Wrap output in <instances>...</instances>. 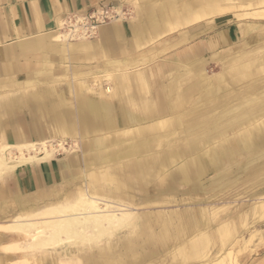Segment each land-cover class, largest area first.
I'll return each instance as SVG.
<instances>
[{
    "label": "crops",
    "instance_id": "obj_1",
    "mask_svg": "<svg viewBox=\"0 0 264 264\" xmlns=\"http://www.w3.org/2000/svg\"><path fill=\"white\" fill-rule=\"evenodd\" d=\"M124 2L132 5L130 16L123 12L120 21L102 24L90 39L54 38L66 19L78 14L88 16L111 5L125 10ZM262 3L264 0H0V142H40L50 135L51 125L64 136L49 140L65 143L66 136L78 135L82 141L85 177L95 161L106 170L104 175L110 184L123 188L130 185L133 175L144 177L150 171H163V191L173 192L177 185L186 184L185 192L197 199L205 190L202 177L211 169L216 172L211 180L212 191L217 186L221 189L218 191L229 189L243 177L241 182L252 181L245 195L259 199L252 208L264 209V189H256L264 184V177L257 176L264 173V39H259L263 38L259 32L263 34L264 26L256 34L262 43L240 50L236 43L239 25L225 23L229 18L219 20L228 14L236 20L246 15L260 16ZM242 28L243 33L249 30L248 26ZM177 29V35H168ZM251 38L243 40L245 45ZM154 39L155 49L142 48ZM220 47L225 48L221 51ZM167 50L177 55L170 59V65L147 69L146 64L155 55ZM206 50H211V55L205 56ZM211 60L221 64V70L213 75L207 68ZM91 63L99 66H87ZM60 74L74 80L67 82V89L56 86ZM93 76H101L102 84L92 85ZM108 76L116 80V92L112 94L107 92ZM81 101L89 109L81 107ZM93 111L99 119L94 129ZM248 139L255 142L251 144ZM74 147L72 144L70 149ZM70 149L66 146L63 150ZM40 162L34 169L37 185L48 182L47 171L55 178L52 163ZM71 165L74 170L79 167L77 162ZM232 166L240 168L242 176L227 179L232 175ZM65 182L70 180L66 178ZM82 190L92 192L90 188ZM42 191L38 189L34 194ZM6 192L8 189L0 185V204L6 200ZM101 196L125 204L122 212L131 218L129 225L113 236L117 253L126 252L133 258L149 252L144 259L130 264H150L162 248L170 253L172 242L190 229L181 222L183 217L194 219L201 229L212 222L204 209H199L200 216L153 214L151 235L143 238L135 233L141 224L133 205L114 200V196ZM0 214L5 215V209H0ZM215 222L213 226L223 236L222 227ZM223 225L227 239L215 252L206 236L199 251L189 242L181 259L173 263L192 264L213 252L206 258L209 264H236L239 258L232 250H220L246 227L247 220ZM124 231L128 233L121 234ZM154 235H158L159 242H152ZM261 236L257 262L264 264V225ZM245 244L240 245L242 250L247 248ZM176 247L182 251V243ZM213 259L218 261L212 263Z\"/></svg>",
    "mask_w": 264,
    "mask_h": 264
},
{
    "label": "rangeland",
    "instance_id": "obj_2",
    "mask_svg": "<svg viewBox=\"0 0 264 264\" xmlns=\"http://www.w3.org/2000/svg\"><path fill=\"white\" fill-rule=\"evenodd\" d=\"M122 6L123 8H125V10L132 9V5L127 2H124ZM261 6L264 9V3H262ZM230 17L232 18V14L223 16V18H220L219 20L223 21L225 18H229V20L227 19L225 23L229 21L235 22L239 25L240 30L239 35L236 39V43L239 44L240 50H250L251 48L253 49L258 43L263 42L264 32L263 34L259 32L260 36L263 37L259 38L260 40H262V42L257 40L256 34L258 33V29L264 26V10L261 15L257 17H251L246 15L239 18L238 20L234 18L230 19ZM206 25L208 24H201V26ZM243 25L245 27L248 26L249 29L246 30L245 33H243ZM178 29L168 35H177L179 31ZM211 29L212 28H210L208 31H210ZM207 33H204V36H207ZM250 36L252 37L251 42H249L248 45H245L243 40L247 39V37ZM156 43L157 39H154L148 42L146 45H143L142 48L147 47V49H155ZM224 48L225 47H220L219 50L223 51ZM154 49L153 52H155ZM159 52L160 51H158L157 53ZM173 53L174 51H172V53H169V51L167 50L165 52H160L159 55H155V57L152 58L153 60H151L150 63L146 64L149 66L147 69H150L152 67L154 69L160 68L161 66H166V64L170 65V59L177 58V55ZM209 55H211V50H206L205 56ZM95 64L99 66V63H91L87 64V66H93ZM73 65L75 67L80 66L76 64ZM207 68L209 75H213L214 73L219 72L221 70V64L217 60H211ZM61 73L64 72L62 71ZM59 76L61 77L56 79L55 81L56 86L61 87L63 89H67V82L71 79L70 75L60 74ZM71 81L74 82V80L72 79ZM102 82V78L101 81H96V79H93L92 85L102 84ZM107 82V92L109 94H112L114 92V89L112 88L108 78ZM88 88L91 91L93 90L90 84H88ZM104 88L105 87L102 88V91ZM49 134L50 135L47 137V139L54 138L56 140H61L64 136L63 134L61 135L55 132L51 125L49 127ZM77 137L78 135H69L68 137L66 136L64 140L66 146L69 149L72 144L75 146L72 150L60 149L52 159L40 162L42 164H47V162L52 163V168L54 169L52 173H55V178H53L51 171H47L49 172V175L47 177L48 182H46V184L44 183L41 185H37V181L35 180L36 171H34V169L36 165H39L38 162H33L20 166L16 170L4 176V180L0 181V185L2 186V188L8 189L9 193L6 192V200L0 204V209H5L6 211L5 215L0 214V223L12 222L13 219H15V217H17V215L19 214H31L35 213L36 211L39 212V210L41 211L42 208L44 209L45 207L53 203H64L67 200L76 197L81 189L90 188L92 192H97L110 198L114 196L112 197L114 198V200H125L127 202H130L133 205L134 211L138 213V219L141 224V228L135 233L137 236H141L143 238L151 235L149 226H151V217H155V215L153 214L178 213L183 217V215L185 214L195 215L198 213V215L200 216L201 213L199 209H204L207 210V213H209V215H211L210 219L212 220V222L204 229L195 226L194 219H186L185 217H183V219H181V222L185 223V225H189L190 229L188 231L185 230L186 232L184 231L183 235L179 236L176 239L178 240V242H176V240L172 242L173 244L170 247V253H166L165 251H163V248L159 249L160 251L156 253V257L150 259V264H176L173 262L177 261L178 259H181L182 254L186 252L185 246L189 242H192V245L199 251V248H202L204 246L203 239L206 236L210 238V245L214 247L212 251L215 252L218 247L222 246L223 240L227 239V237L225 236L226 233L223 224H231V222L235 224L237 221H239V219L241 220L242 218L247 220L246 227L240 229L238 231L239 233H237L235 237H233L230 244L223 248V250L221 249L220 251L224 252L225 249L232 250V252H234L235 255L239 258V261H237L236 264H259L257 262V258L259 257L258 254L261 248L262 227L264 225V209L258 210V208H252L259 199H250V195H245L244 193V190H246L247 188L246 186L249 185V183L252 181L241 182V178L243 177H240V179H238L237 182H234V184L230 186L229 189L218 191L221 189H219V186H217L215 191H212L211 180L213 178V175L216 174V172L210 169L208 170L207 174L202 177L205 190L200 191V194L198 195L197 199H192V193L185 192V190L188 189V186L186 184H180L179 186L177 185L176 191L173 192L163 191L162 188L164 187V179L166 176L165 174H163V171H150V174L144 175V177L133 175V178H130L131 180H129L130 185H128L127 187L123 188L119 187L118 185L115 186L112 185V183L110 184L109 181L106 180L107 178L104 175L103 168L101 166L95 165L97 161H95V164H93V166L87 170L89 171L87 172L88 177H85L83 160L84 149L82 146V141L80 140V138ZM76 140L79 141V144ZM75 142H77L78 145L75 144ZM29 153L34 154V152L31 150L29 151ZM240 159L241 157H238L237 162H239ZM72 162H77V165L79 167L76 170L72 168ZM175 168L176 167H174L173 169ZM230 170L232 171V175L230 177H227V179L232 178L234 180L238 176H242V170L240 168L232 166ZM257 176L264 177V173H261ZM66 178L70 180V182L67 184H65ZM38 189H42L43 191L40 192V194H34V191ZM256 189H264V184L262 186L257 187ZM251 204L252 206H250ZM215 220H217L219 226H223L222 229L224 231V237L221 234L222 232H219V230L213 226L212 223H214ZM0 232V256L2 255V257L5 258L4 264H11L8 261V257H10L8 255H13V253L3 250L2 244H5L12 240V237L6 234L4 231V234H2L1 230ZM127 233L128 232L126 231L121 232V234L124 235ZM158 239V235H154L152 242H159ZM244 242H246L245 245H247V248L245 250H242L240 248V245L244 244ZM179 243H182L181 252H179L178 248L176 247ZM102 245H104V243ZM47 249H50V252L53 251L51 248ZM57 249V252H55L53 256H48L42 264H54V259H58V252L62 251V249H60L59 247ZM69 252L70 254H67L68 256L74 255L75 258L81 259L77 264H85L87 262L86 258L91 259L92 257H97V253L93 249H86L85 252H82L78 250V247H73ZM204 252H207V250ZM116 253L117 251L114 248L112 251L113 256H116ZM211 253L213 252H209L202 258H198L197 261L192 264H209V261H206V258H208ZM244 254H246V257L242 256ZM14 256V259L18 260V254L16 253L14 254ZM164 257H168L166 261H162ZM222 257L223 256H221L220 259ZM210 261L214 263V261L218 260L213 259ZM26 264H34V262L33 260H31ZM178 264L185 263L179 262Z\"/></svg>",
    "mask_w": 264,
    "mask_h": 264
},
{
    "label": "bare ground",
    "instance_id": "obj_3",
    "mask_svg": "<svg viewBox=\"0 0 264 264\" xmlns=\"http://www.w3.org/2000/svg\"><path fill=\"white\" fill-rule=\"evenodd\" d=\"M122 10V8L112 6V9L106 13L103 12V9H99V12L96 13V17L99 20L98 24L92 23L87 15H75L74 17L66 19L65 21L67 22L63 21L60 23L61 30L54 34V38L58 41H69L73 38L77 40L90 39L93 34L97 33L99 27H102V24L110 22L111 20L120 21V18H124L123 12L126 13V17L130 16V10ZM243 72L245 73V71ZM101 78V76H93V79H96V81H101ZM108 79L114 89L113 91H115L114 86L116 80L110 76H108ZM80 105L81 107L89 109L82 101ZM97 115L98 113L93 111V129L99 123ZM249 142L252 144L255 141L254 139H250ZM60 149H66L63 141L56 142L55 140L49 139L35 143L24 142L13 145L0 142V181L4 180V176L8 173L16 170L20 166L51 159ZM30 150L34 154H30ZM161 160L163 161V159ZM198 164L200 165V163ZM163 165L165 164L163 163ZM86 191L81 189L76 197L64 203H53L44 209L42 208L39 212L19 214L12 222L0 223L2 234H4V231L12 237V240L2 244L3 250L13 253V255H8L10 256L8 257V261L11 264H26L33 260L34 264H42L48 256H53L57 252L56 249L58 247L62 251L58 252L59 256L58 259H54V264H77L81 259L75 258L74 255H67L70 254L69 251L73 247H78V250L82 252H85L86 249L96 251L97 257H92L91 259L86 258L87 262L85 264H130L132 260L138 261L147 257L149 252L146 251L135 255L133 258L128 256L126 252H119L116 256H113L112 251L117 244L114 242L113 236L130 223V215L124 214L123 212L125 211L122 212L121 209L126 205L103 198L97 192ZM38 218L41 219L39 220ZM103 243L104 245H102ZM47 248H51L53 251L50 252V249ZM16 253L19 256L18 260L14 259V254ZM4 259V257L0 256V264H4Z\"/></svg>",
    "mask_w": 264,
    "mask_h": 264
},
{
    "label": "built area",
    "instance_id": "obj_4",
    "mask_svg": "<svg viewBox=\"0 0 264 264\" xmlns=\"http://www.w3.org/2000/svg\"><path fill=\"white\" fill-rule=\"evenodd\" d=\"M100 9H103V12H106L107 13L109 10L112 9V5L111 6H108V7H105V8H100ZM98 12H99V9H96L90 15H88V17L90 18V21L92 23H94V24H98L99 23V20L96 17V13H98Z\"/></svg>",
    "mask_w": 264,
    "mask_h": 264
}]
</instances>
